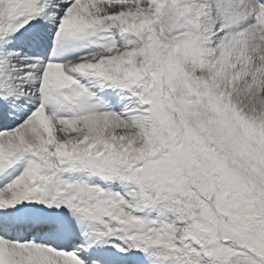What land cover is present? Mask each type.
Segmentation results:
<instances>
[{
    "label": "snow or ice",
    "instance_id": "obj_1",
    "mask_svg": "<svg viewBox=\"0 0 264 264\" xmlns=\"http://www.w3.org/2000/svg\"><path fill=\"white\" fill-rule=\"evenodd\" d=\"M0 264H264V0H0Z\"/></svg>",
    "mask_w": 264,
    "mask_h": 264
}]
</instances>
